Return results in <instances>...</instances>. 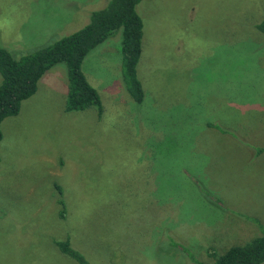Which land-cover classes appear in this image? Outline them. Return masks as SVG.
<instances>
[{
	"label": "rangeland",
	"instance_id": "374dc122",
	"mask_svg": "<svg viewBox=\"0 0 264 264\" xmlns=\"http://www.w3.org/2000/svg\"><path fill=\"white\" fill-rule=\"evenodd\" d=\"M109 1L0 0V46L20 59ZM137 12L142 104L123 81L120 30L82 65L101 115L66 111L59 64L2 123L0 264H78L55 244L66 239L89 264H214L264 235V0Z\"/></svg>",
	"mask_w": 264,
	"mask_h": 264
},
{
	"label": "trees",
	"instance_id": "16d2710c",
	"mask_svg": "<svg viewBox=\"0 0 264 264\" xmlns=\"http://www.w3.org/2000/svg\"><path fill=\"white\" fill-rule=\"evenodd\" d=\"M142 0H110L107 7L96 11L91 22L82 30L65 36L20 59L0 46V143L3 140L2 123L18 116L22 103L36 94L44 75L53 67L65 64L68 78L67 112H77L95 107L103 113L98 91L90 84L82 71L86 57L122 31V76L126 90L137 104L145 98L143 85L138 77V65L142 57L144 23L137 12ZM264 35V19L256 26ZM257 154L264 148H257ZM60 188V187H58ZM61 189V188H60ZM64 201H61V204ZM64 215V212L62 213ZM59 250L78 264H89L87 258L72 247L71 241H56ZM264 263V235L245 245L235 246L216 257L214 264H262Z\"/></svg>",
	"mask_w": 264,
	"mask_h": 264
},
{
	"label": "clouds",
	"instance_id": "9594fccd",
	"mask_svg": "<svg viewBox=\"0 0 264 264\" xmlns=\"http://www.w3.org/2000/svg\"><path fill=\"white\" fill-rule=\"evenodd\" d=\"M9 21L8 20H0V29L5 28L7 25H9Z\"/></svg>",
	"mask_w": 264,
	"mask_h": 264
}]
</instances>
